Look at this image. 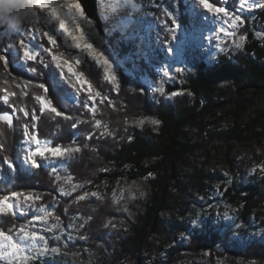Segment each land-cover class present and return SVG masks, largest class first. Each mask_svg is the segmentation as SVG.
Listing matches in <instances>:
<instances>
[{"label":"trees","instance_id":"obj_1","mask_svg":"<svg viewBox=\"0 0 264 264\" xmlns=\"http://www.w3.org/2000/svg\"><path fill=\"white\" fill-rule=\"evenodd\" d=\"M251 23L259 25L264 33V6L256 12ZM248 28L249 25L245 28L247 44L244 52L233 60L222 59L209 70L198 65L182 83L175 81L173 86H167V95L173 91L184 92L183 96L170 101L163 96L156 97L157 94L148 97L151 93L142 78L149 75L148 70L153 74V70L142 58L137 60L131 56L130 67H134V75L119 73L116 92L103 91L99 77L91 76V81L96 80L97 89L103 95V101L89 104L91 109L85 106L86 101L82 98L77 97L75 103L71 102L72 90L54 74L44 40L41 42L44 51L36 62H27L25 69L14 67L8 59L10 75L0 67V114L14 112L2 100L11 93L8 95L9 104L16 109L23 108L28 115L17 111L11 128L0 122V195H10L14 191L31 193L33 210L28 209L22 216L11 212L0 214V229L6 233L12 229L16 234L21 226L27 227L31 223L37 212H50L55 217L51 221L54 236H59L60 240L52 237L54 242L50 241L49 245H59L61 251L43 256L42 264H73L85 258L87 251L98 247L101 248L97 251L98 264H138V254L149 245L150 236L163 233L160 213L176 210L179 206L174 189L182 190L179 179L190 166V156L205 147L199 143V138L207 143L224 144L215 148L220 150L223 146L231 148L230 141H250L264 135V110H260L258 103L264 90V39L259 40ZM113 31L108 28L109 44L123 55H132L135 44L122 40ZM40 56L47 57L46 66L39 63ZM31 67H39V73L32 75ZM37 79L44 84L47 93L36 88L34 83H25ZM223 82L231 83L236 91L222 88L220 84ZM247 92L252 94L246 96ZM37 96L46 98L53 107L72 119L65 120L50 111L41 112ZM226 102L235 107L230 114L233 127L213 136L207 134L204 118ZM251 112H255L256 117L241 129L240 123ZM33 113L39 117L33 129L37 138L62 150L79 148V162L58 158L46 166L37 156L40 167L30 169L25 165L26 151L21 142L25 125L32 128ZM151 116L158 121L153 128L132 124L139 118ZM260 127L263 132L258 133ZM5 157L12 161L15 170L3 163ZM147 177L146 197L128 207L132 216L126 218V225H122L126 215L121 203L115 200L118 184ZM209 180L219 181L227 188L223 200L241 209L240 220L252 215L264 217V177L237 187L228 179L195 170L188 175L187 186L203 193ZM64 189L66 195L62 192ZM90 191L97 193V201L89 195L78 201L79 194ZM260 227L264 229V218ZM202 238L211 244L221 242L229 259H235L232 264H264V243L259 239L228 243V233L219 237L205 231L192 242L199 243ZM65 240L67 247H64ZM198 247L194 246V250ZM168 258L157 263L166 264ZM30 264H41V261H31Z\"/></svg>","mask_w":264,"mask_h":264},{"label":"rangeland","instance_id":"obj_2","mask_svg":"<svg viewBox=\"0 0 264 264\" xmlns=\"http://www.w3.org/2000/svg\"><path fill=\"white\" fill-rule=\"evenodd\" d=\"M22 2L31 7L34 5L35 0H22ZM56 2L63 4L65 0H56ZM76 2L78 1L76 0ZM205 2L212 3L213 7H219L224 11L220 13L206 12L200 5H195L194 0H178V6L174 5L172 0H97V14L102 25L103 35L97 30L96 23L87 18L81 5L83 18L77 19V24L81 27L86 41L113 64V71L117 75L118 89L119 73L134 75L135 69L130 67L131 56L137 58V60L142 58L148 62L154 74H151V70H148L149 75L142 78L143 84L151 93L148 97L157 94L156 97L163 96L170 101L175 97L183 96L184 92H177L178 94L174 97L167 95V86H173L175 81L182 83L184 77L193 72L198 65L202 64L205 69L209 70L218 65L222 59L233 60L236 55L244 52L247 44L245 35L247 25L250 26L248 31L254 32L259 40L264 39L261 27L259 25L253 26L251 23L256 12L263 8L264 0H205ZM164 7L178 12L182 22V29L178 32V38L171 45L172 55L164 54L163 40L166 39V36L158 23ZM225 12L227 15H225ZM20 23H23V21H16L12 29H8L7 24L3 25L4 28L0 27V54L8 56L14 67L24 68L27 63L22 58L23 54L20 52L18 41L24 40L39 55L44 51L41 42L43 40L46 42V40L41 35L34 39L28 32L30 26L37 27L42 31H48L56 35L58 43L61 45L59 51L72 64L74 71L83 74L86 84L92 87L93 96L92 99H89L87 87L82 91L79 90L80 86L76 84L75 78L66 69L63 70L62 76V70L57 69L51 63L58 81L66 83L72 90L74 95L71 99L72 103H75L77 97H79L84 99L87 108L91 109L89 104L103 101V95L97 89L99 88L98 83L95 82L96 80L93 83L91 76L97 75L99 77L103 91H117L115 85L104 79L103 69L96 64L94 59L89 57L86 52L73 49L70 40H65L62 35L55 33V23L49 20L46 14H39L31 24L25 22L20 25ZM69 28L71 30V25H69ZM108 28H112L120 35L122 40L135 44L132 55H123L120 50L114 49L112 44H109L107 34L110 35V33ZM114 31L113 33H115ZM241 37L244 38L243 41H241ZM237 45L240 46L237 47ZM220 47L225 50L220 51ZM49 59L51 62L50 57ZM77 60H79V63H76ZM165 68L169 70V76H164L163 70ZM177 69H182V71H177ZM220 86L226 88L229 92L236 91L233 85L228 82H223ZM160 87L165 89L164 94L154 91V89ZM251 94L252 92H247L245 95L250 96ZM258 98L259 108L264 110V90ZM44 102L49 103V100L44 98ZM38 104L41 107L39 101ZM234 109L235 107L231 102H226L221 108L207 115L203 120L207 125V134L213 136L216 132L230 130L233 127L230 114ZM44 111H48L47 108ZM14 112L16 115L17 111ZM255 117V112L247 115L240 123L241 129L245 128L247 124H251V120ZM153 119L152 116L143 117L132 124L139 127L153 128L154 125L151 123ZM140 120H143L144 123L139 124ZM257 132H263L262 127L257 128ZM90 137L87 139L89 140ZM37 140L39 144L36 141L27 143L24 142L23 137L21 143L26 151L25 157L28 155V149L35 151L37 147L41 149L51 147V143L48 141L39 140L38 138ZM198 141L205 147L198 149L190 156V166L185 169L179 179L182 184L179 188L182 190L174 189L179 206L176 210L160 213L163 222V233L150 236L149 245L144 246L138 254V264H159L162 259L166 261L169 256L166 264H232L235 259H229V254L224 252L221 242L211 244L203 238L199 243L194 244L192 242L194 237L200 236L205 231L216 233L219 237H223L228 233V243L236 240L246 243L254 239H259L264 243V229L260 227V221L264 217L252 215L245 216L240 220L241 209L223 200L227 188L222 187L221 182L216 180L207 181L203 193L187 186L188 175L195 170L228 179L229 183L234 182L237 187L260 180L264 177V135L250 141H230L231 148L223 146L220 150H215V148L218 149L219 145L224 144L219 142L207 143L200 138ZM61 158H68L70 161H76V163L81 159L79 151L66 153ZM56 159L58 158L51 156L48 159L39 157V161L46 166L54 163ZM25 165L32 169L29 164L25 163ZM148 180L149 177L141 181L124 180L118 184L115 200L121 203L126 215L125 220L121 223L122 225H126V218L132 216L128 207L134 205L137 200L146 197ZM65 190L62 191L64 195L67 194ZM91 193L90 191L88 195L92 196ZM92 197L96 201L99 199L98 195ZM18 199L20 205L15 210L16 216H22V213H27L28 209L33 210V199L27 202L24 198ZM78 201L81 200L78 199ZM5 203L7 202H0V209H4ZM3 213H6V210L0 211V214ZM49 213L45 211L37 212L36 217L39 218L33 219L25 227V231L37 237L41 235L49 237V242L53 243L52 237H54L55 232L51 221L52 219L55 220V217L51 216L52 214L49 215ZM225 213H227V216H225ZM16 235L22 243L29 245L33 243L30 237H25L19 232ZM194 246L199 247L194 250ZM100 249L98 247L87 251L85 258H80L73 264H98L97 251ZM234 262L237 263V261ZM0 264H7V262L0 260ZM16 264H30V261L20 260Z\"/></svg>","mask_w":264,"mask_h":264},{"label":"snow or ice","instance_id":"obj_3","mask_svg":"<svg viewBox=\"0 0 264 264\" xmlns=\"http://www.w3.org/2000/svg\"><path fill=\"white\" fill-rule=\"evenodd\" d=\"M173 4L178 6V0H172ZM195 5H200L206 12L209 13H220L224 11L219 7H213L212 3L205 2V0H194ZM194 10V9H193ZM44 13L47 15L49 20L54 21L55 23V33L62 35L65 40L71 41V47L73 49L80 50L82 52H86L89 57L95 60L96 64L103 69L104 79L109 83H112L116 86L118 91L117 84V75L113 71V64L100 52L93 48V46L88 43L85 39L83 32L81 31V27L77 24V19L83 18V13L81 10V6L76 0H65L63 4H58L56 0H35L33 6L29 7L28 4L23 3L22 0H0V27L4 28L3 25L7 24L8 29H12L13 24L16 21L29 22L30 24L35 21L36 17ZM225 15L227 13L225 12ZM162 17V18H161ZM23 23H20L23 24ZM159 27L163 30L166 39L163 40V49L164 54L172 55L173 49L171 45L176 42L178 38V32L182 29V22L179 17L178 12H174L169 10L167 7L162 9V13L159 18ZM71 25V30L69 28ZM10 31V30H8ZM28 32L31 34V37L36 39L38 35H41L43 39L46 40V45L44 46L45 52L47 53V57L51 58V63L55 65L57 69H61V75L63 76V70L66 69L68 73L71 74L75 78L76 84L80 86L79 90H84L87 87V91L89 94V99H92L93 90L91 85H87L84 79L83 74L74 71L72 64L69 63L67 59L64 58V54L59 51L61 45L58 43L56 35L54 33H50L48 31H42L37 27L30 26L28 28ZM170 37V39H169ZM243 37H241V41H243ZM20 52L23 54L22 58L26 62H36L38 59V53L33 50V47H30L24 40L18 41ZM240 45H237L239 47ZM220 51H224L223 47H220ZM47 57H41L39 59V63L46 66L48 63L46 62ZM79 63V60L76 61ZM0 67L6 73H9V62L8 58L4 54H0ZM32 75H37L39 73V67H31L29 69ZM177 71H182V69H177ZM164 76H169V70L165 68L163 70ZM10 75V73H9ZM25 83H34L35 87L43 90L47 93V89L44 84L39 82V80L34 81H26ZM75 86V85H74ZM154 91H158L161 94H164L165 89L163 87L156 88ZM178 93L173 91L171 96H176ZM8 95H11L8 94ZM8 95L3 97V103L5 105H9V107L13 108V111L25 112L23 108L16 109L12 105L9 104ZM40 102V111L43 112L45 108L48 111L55 113L57 117L63 116L65 120H71L72 117L63 114L58 111L55 107L51 105V103H45L44 97L37 96L36 98ZM105 99H108L105 97ZM87 107V105H85ZM94 111V109H92ZM27 116L28 113L25 112ZM38 116L33 113L31 115L32 128L30 129L28 125H25L23 130L24 142L30 143L32 141L37 140V135L33 131L36 127V121L38 120ZM0 122H4L10 128L13 125V120L8 113L0 114ZM97 125H99V121H96ZM144 121L140 120L139 124H143ZM153 125L157 124L158 121L153 119L151 120ZM75 127V125H73ZM131 139V137H129ZM2 148V146H0ZM79 148L73 149L68 148L62 150L60 147H46L39 148L37 147L35 151L28 149V155L25 157V163L29 164L32 169H36L40 167L37 159L35 157L39 156L42 159H48L49 156L60 158L63 157L66 153H70L73 151H79ZM4 164L8 166L9 169L15 170L14 165L10 159L5 157ZM53 171H56L53 169ZM88 193L83 195H79L78 199L83 201ZM92 196H96L97 193L92 192ZM23 197L25 202L32 199L31 193H24L20 191H14L10 195H0V201L7 202L4 205V209H0V211L6 210L7 212H11L15 215V210L19 208L20 200L18 198ZM39 197H37L38 199ZM26 215V213H22ZM51 215V213H49ZM227 216V213H225ZM39 217H33V219H38ZM57 221H59V217H56ZM25 227L21 226L18 229V232L23 234L25 237H30L32 240V244L29 245L27 243H22L16 234L13 233L12 229H9L7 233L0 229V260H5L7 264H16L17 261L26 260V261H36L40 260L42 264V257L49 253H59L61 248L59 245L50 246L49 245V237L41 235L37 237L34 234L28 233L25 231ZM54 239L57 241L60 240L59 236H54ZM83 238V237H81ZM64 247H67V241H64Z\"/></svg>","mask_w":264,"mask_h":264},{"label":"water","instance_id":"obj_4","mask_svg":"<svg viewBox=\"0 0 264 264\" xmlns=\"http://www.w3.org/2000/svg\"><path fill=\"white\" fill-rule=\"evenodd\" d=\"M77 1L82 6V9L85 15L87 16V18L96 23L97 30L100 32V34L103 35L104 32L102 29V25L100 23V20L97 14V0H77ZM6 113H8L11 116L12 120L14 121L15 112L14 113L6 112Z\"/></svg>","mask_w":264,"mask_h":264}]
</instances>
